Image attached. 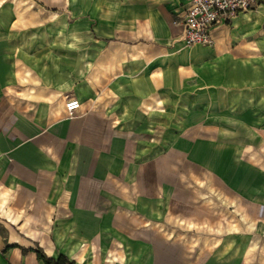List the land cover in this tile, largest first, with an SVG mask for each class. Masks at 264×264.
Wrapping results in <instances>:
<instances>
[{
	"label": "crops",
	"instance_id": "crops-1",
	"mask_svg": "<svg viewBox=\"0 0 264 264\" xmlns=\"http://www.w3.org/2000/svg\"><path fill=\"white\" fill-rule=\"evenodd\" d=\"M188 3L0 0V264H264V2Z\"/></svg>",
	"mask_w": 264,
	"mask_h": 264
},
{
	"label": "built area",
	"instance_id": "built-area-1",
	"mask_svg": "<svg viewBox=\"0 0 264 264\" xmlns=\"http://www.w3.org/2000/svg\"><path fill=\"white\" fill-rule=\"evenodd\" d=\"M188 9L184 19V42L186 46H209L213 44L211 31L238 13L251 11L264 0H187ZM81 102L71 98L65 104L67 118L75 117Z\"/></svg>",
	"mask_w": 264,
	"mask_h": 264
},
{
	"label": "trees",
	"instance_id": "trees-1",
	"mask_svg": "<svg viewBox=\"0 0 264 264\" xmlns=\"http://www.w3.org/2000/svg\"><path fill=\"white\" fill-rule=\"evenodd\" d=\"M39 258L45 264H73L65 256H62L58 260H55V259H52V258H48L45 255H43L41 252H39Z\"/></svg>",
	"mask_w": 264,
	"mask_h": 264
},
{
	"label": "rangeland",
	"instance_id": "rangeland-1",
	"mask_svg": "<svg viewBox=\"0 0 264 264\" xmlns=\"http://www.w3.org/2000/svg\"><path fill=\"white\" fill-rule=\"evenodd\" d=\"M200 236V238L202 239V240H204L207 236H211V235H209V234H202V235H199ZM206 240V239H205Z\"/></svg>",
	"mask_w": 264,
	"mask_h": 264
}]
</instances>
